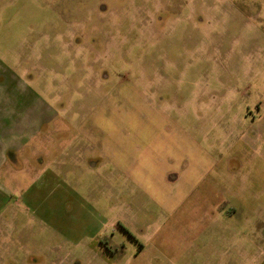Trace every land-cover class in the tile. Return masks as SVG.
Returning <instances> with one entry per match:
<instances>
[{
    "label": "rangeland",
    "instance_id": "374dc122",
    "mask_svg": "<svg viewBox=\"0 0 264 264\" xmlns=\"http://www.w3.org/2000/svg\"><path fill=\"white\" fill-rule=\"evenodd\" d=\"M5 153L0 264H264V0H0Z\"/></svg>",
    "mask_w": 264,
    "mask_h": 264
},
{
    "label": "crops",
    "instance_id": "0c3cea01",
    "mask_svg": "<svg viewBox=\"0 0 264 264\" xmlns=\"http://www.w3.org/2000/svg\"><path fill=\"white\" fill-rule=\"evenodd\" d=\"M6 153L2 156V157H0V167L2 166V165H4V164H6V162H5V159H6ZM12 162V161H11Z\"/></svg>",
    "mask_w": 264,
    "mask_h": 264
}]
</instances>
